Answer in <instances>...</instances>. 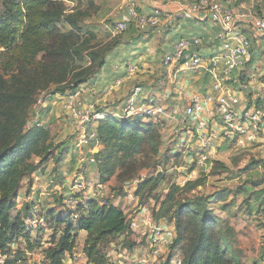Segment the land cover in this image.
<instances>
[{
    "label": "trees",
    "instance_id": "trees-1",
    "mask_svg": "<svg viewBox=\"0 0 264 264\" xmlns=\"http://www.w3.org/2000/svg\"><path fill=\"white\" fill-rule=\"evenodd\" d=\"M88 7L82 8L79 0L71 9L65 0H0V70L8 74H0V251L6 255L4 264L25 261L22 251L11 249L19 237L28 250L41 248L38 236L31 240V229L26 224L32 220L29 209L36 200L23 201L18 207L16 196L24 177L31 176L51 157L54 145L47 126L26 127L29 107L40 91L53 88V93L62 95L74 92L96 75L107 53L119 44L115 40L102 45L92 30L83 32L81 23L90 15ZM93 130L102 147L91 153L98 183H107L117 168L122 169L116 175H122L118 179L122 192L115 197L122 196L126 193L123 187L132 179L123 169L135 163L136 156L157 151L159 129L151 121L142 122L135 116L105 117L96 121ZM32 157L38 162L31 161ZM217 162L214 168L218 165L226 170ZM254 163L258 165V161ZM161 178L140 181L133 193L139 199L154 200V220L173 223L176 235L169 247H183L181 264H243L234 246L233 231L221 225L220 217L209 206L210 200L194 191L203 179L188 180L182 187L172 183L159 198L153 192ZM31 186L28 180V192ZM243 188L242 194H251L254 201L264 204V188ZM217 197L226 198L223 193ZM71 198L76 202L70 205L65 199L68 210L64 214L51 217L62 228L59 236L52 234L49 245L41 249L45 264H63L66 254L76 246L79 231L86 232L82 253L88 264H113L105 247L114 238L133 233L128 229L126 214L111 200L100 205L98 199L80 193ZM260 211L264 214V205ZM172 256L171 251L163 264H171Z\"/></svg>",
    "mask_w": 264,
    "mask_h": 264
},
{
    "label": "rangeland",
    "instance_id": "rangeland-1",
    "mask_svg": "<svg viewBox=\"0 0 264 264\" xmlns=\"http://www.w3.org/2000/svg\"><path fill=\"white\" fill-rule=\"evenodd\" d=\"M77 1L65 0V3L71 9L77 4ZM79 1L82 8L90 5L89 0ZM91 2L93 4L88 7L90 15L81 23L83 32L92 30L97 37V41L102 43V45H107L115 40L121 44L125 32H115L112 19V13L121 6V0H91ZM136 9L141 12L138 5ZM203 23L205 22L184 20L181 22L182 25L179 26V29L181 34L185 36L190 34L192 29L202 26ZM59 27L63 29L62 25H59ZM246 34L247 36H252L254 41L258 39L264 40V35L259 36L252 30H249V33L247 32ZM137 39L135 37V43L131 45L132 51L136 52V54H130L128 58L131 63H136L141 56L139 52L144 50L142 46H136L140 43L136 41ZM169 41V38L165 40L166 45L167 43L169 44ZM166 49L167 47H159L158 44L156 51L152 55L150 54L152 58L149 61L150 68L148 67L150 72H146L150 84H155L156 76L162 71L160 64ZM125 60L127 59L125 58L122 62H126ZM258 60L259 63H257L255 71L259 74L258 80L263 81L264 52L260 54ZM103 66L96 75L102 72ZM122 67V71L116 72V76L123 79L125 76L123 74L124 63ZM0 74L5 77L8 76V74L2 73L1 70ZM202 76L193 72L179 73L175 84H171L172 86L168 85L169 87L167 84H163L151 90L147 97L154 102L159 99L158 101L162 102L168 111L174 108L182 109L186 103L187 95L207 91L210 83L207 77V80L205 79V75ZM195 79H197L196 82ZM186 80L189 81L187 82ZM134 82V80L127 82L126 87L132 86ZM53 91V88L48 89L47 92L51 96L46 98L39 115L43 126H47L49 139L54 145L51 157L43 164L38 165L31 176L24 177L16 196L18 207L21 206L23 201H28V194L36 200L35 203H31L32 208L29 209L32 220H28L26 224L31 229V240L34 241L37 238L36 236H38L41 245V248L34 246L32 250H28V245L21 237L13 243L12 251H22L21 255L25 259L23 264H45L41 249L49 245L52 234L58 237L61 233L62 227L55 225L52 220L57 215H62L68 210L65 199L73 195L70 191L75 188L76 174L82 177L80 180L83 188L80 192L82 196L96 198L99 200L100 205H106L107 201L111 200L114 204L124 208L127 219L136 216L142 210H150L151 212L153 210L154 200L152 198L139 199L134 196L131 188L140 181L150 177L161 176L162 178L153 195L162 198L172 183L182 187L188 180L202 178L203 184L194 191L210 200L209 206L220 217L221 225L233 231L236 243L234 246L240 251L243 264H264V214L260 211L264 204L258 203L259 200L254 201L250 196L251 194H242V189L245 186L254 188L253 190L264 188L263 175L258 170V165L256 166L254 163L255 161H258V164L260 162L257 145L242 147L234 142L217 138L212 145L214 153L212 164L199 167L193 162L195 155L193 150L188 148L190 143L185 138L186 134L180 131L177 136L172 135L171 126L175 127V124L170 123L165 129H159V142L156 152H144L136 156V162L127 165V168L123 169V173L130 174L129 176L132 179L128 181L130 183L127 186L123 187L126 193L118 198L115 197V194L122 192L118 181L122 175H116L121 173L122 169L117 168L115 174L110 177L107 183L99 184L96 161L95 163L86 162L84 160L86 157L75 147L78 135L84 131L89 135L94 131L93 128L96 122L83 128H79L72 123L68 118L67 112L62 108V99L53 94ZM111 106H114L113 103L107 102L105 106L98 104L97 109H108ZM142 122L148 121L142 120ZM90 148L92 151H89ZM90 148L87 147L83 153L89 155L91 154L90 152H94V148L99 151L102 147L99 143H93ZM38 160L37 157H32L31 159L35 163ZM215 161L222 163L226 170L219 168L218 165L214 168ZM28 180L32 181L29 192L27 187ZM33 191H37L38 197H36V193H32ZM222 193L226 196L225 199L217 197L218 194L222 195ZM30 197L29 200L31 199ZM247 198L249 199L248 201L245 200ZM161 223L173 234L171 244L176 235L173 223H167L164 220ZM32 226L33 228H31ZM81 240L80 236L77 239L76 249L73 250L77 255L81 251ZM170 244L167 248L160 249L159 254L153 257L148 250L147 235L139 231L129 234L126 238L124 236L114 238L110 243L106 244L105 252L110 261H120L122 264H139V260L143 257L147 259V264H163L169 252L172 251L171 264H173L177 258L182 259L183 247H169Z\"/></svg>",
    "mask_w": 264,
    "mask_h": 264
},
{
    "label": "built area",
    "instance_id": "built-area-1",
    "mask_svg": "<svg viewBox=\"0 0 264 264\" xmlns=\"http://www.w3.org/2000/svg\"><path fill=\"white\" fill-rule=\"evenodd\" d=\"M262 2L180 0L173 5V1L154 0L149 11L140 12L134 0H125L123 6L112 13L114 31L117 33L132 27L142 36L149 33L162 35L185 18L195 21L209 19L217 28L210 36L178 37L172 43L171 50L163 56L162 62L171 67L169 71L173 72L169 78L170 83L176 81L177 72L200 73L209 80L207 91L188 95L182 109L166 110L163 103L148 99L142 85L137 84L128 89L121 112L98 110L96 96L101 92H113L121 83L118 78L102 89L96 88L92 80H89L80 84L72 93L53 94L62 99V108L79 128L105 117L121 119L137 116L153 122L158 129H165L170 123L175 124V127L171 126V134L177 136L180 131L186 134L185 138L190 143L188 148L195 155L193 162L199 167L212 164V145L217 138L242 147L257 145L260 158L258 170L264 176V85L253 69L252 36L246 34L252 30L259 36L264 35V13L259 10ZM122 13L124 16H121ZM126 69L128 74H132L135 66L129 65ZM162 83L161 79L156 81L158 85ZM256 85L258 89H254ZM50 96L47 90L37 94L29 109L26 127L43 126L39 115L46 98ZM92 141L97 143L95 132L87 135L84 131L75 142V147L89 163H95V158L83 151ZM75 178V188L70 191L71 194L80 193L83 189L81 175L76 174ZM75 202L71 197L66 199L70 205ZM127 221L130 231H140L147 235L148 250L153 257L159 254L160 249L167 248L173 238V234L161 221L153 219L150 210H142ZM5 259L6 255L0 251V264H4ZM112 263L122 264L120 261ZM139 264H147V259L141 258ZM173 264H181V260L177 258Z\"/></svg>",
    "mask_w": 264,
    "mask_h": 264
},
{
    "label": "crops",
    "instance_id": "crops-1",
    "mask_svg": "<svg viewBox=\"0 0 264 264\" xmlns=\"http://www.w3.org/2000/svg\"><path fill=\"white\" fill-rule=\"evenodd\" d=\"M134 1H135L136 6L138 5V7L140 8L141 12H146V11H149L151 9L154 0H134ZM162 1H164V2L173 1V5H174V4H176V2H178L180 0H162ZM245 1L246 0H231L232 3L233 2H235V3L236 2H245ZM124 2H125V0H121V3H120L121 6H123ZM259 10L264 12L263 11L264 10V0L262 2V5L259 6ZM121 16H124V13H122ZM184 20L190 21L191 19L185 18L183 20L178 21L177 24L170 31H168L162 35H155V34L149 33L148 35L142 36L139 32L136 31V29H134L132 27L129 28L127 31H125L124 39L121 42V44H118L116 47H114L106 56V62L102 68V72L98 73L92 79V83L98 89H102L105 85L111 84L117 78L120 79V81H121L120 85L115 87L113 92H111V93L101 92L96 96L97 105L100 104V105L105 106L107 102H111V104L113 103V105H114L113 107L111 106L108 109H103V111L111 110V111L121 112V108L123 106L125 96L127 94L128 89L131 87V86L126 87V85L128 84L127 82H129V81L134 80L135 82L133 83V85H137V84L142 85L143 91L146 95L148 93H150L151 90L156 89L163 84H165V85L167 84V86L168 85L172 86L171 85L172 83H170L169 78L173 72L171 73L169 71V69H171V67L165 65L163 62H161V64H160L162 71H161V73H159L156 76V81L159 79L163 80V83L161 85L156 84V81H155V84H150L148 82V79H147L148 75H146V72H150L148 70L149 61L152 60L151 55L153 54L154 51H156L158 44H159V47H162V46L164 48L167 47V49L164 52V55H165L167 52H169L171 50L172 43L178 37L183 36L181 34V30L179 29V26L182 25L181 22ZM198 22H205V23H203L202 26L197 27L196 29H192L190 34H187L185 36H194V35L210 36V35H213L217 31V28L211 24L209 19L198 20ZM135 37H136V39L138 38L136 41L140 42L136 46H142L144 48V50H143V52L142 51L139 52L141 54V56H140V58L137 59V62L131 63L128 60V58L130 57V54H133V53L136 54V52L132 51V49H131V45H133V43H135V41H134ZM168 38L170 39V41H169V44L167 43V45H168L167 46L165 40H167ZM127 42H128V44H127ZM142 43H143V45H141ZM254 46L255 47L257 46V47L255 48ZM252 49L254 52V59H253L252 65H253L254 69H257L256 66H257V63H259L258 59L260 57V54H262L264 52V40H259V39L256 41L252 40ZM147 50H149V51H147ZM125 58L127 59V60H125L126 62H122ZM123 63H124V73L123 74L126 77L124 76V78L122 79L121 77L116 76V72L122 71L121 68H123L122 67ZM129 65L135 66V70L132 74H128L126 71L127 70L126 67ZM179 73H182V72L175 73L176 81L173 84H175L177 82ZM197 74H200V73H197ZM200 75L202 76L204 74H200ZM198 78H200V76H198ZM197 79H195V82ZM186 81L188 82L189 80H186ZM261 83L264 85V80ZM181 87H182V85H181ZM254 89H258V86L256 85L254 87ZM121 92H123V93L120 94ZM245 94H247V93H245ZM155 96H158V95H155ZM158 100H156L155 102H160ZM115 102H117V103H115ZM93 151L97 152L98 150L96 151V148H94ZM33 189H34V187H33ZM131 189H133V192H134L135 186H133ZM32 193H34V194L36 193V197H38L37 191H35V192L33 191ZM29 197L30 196H28V200H29ZM114 205H117V204H114ZM119 207L126 214V212L124 211V208H122L121 206H119ZM80 236L82 238L80 253L77 255L76 253H74V251H72V253L66 254V257H65L63 264H88L86 261V258L84 257V255L82 253V247H83V242H84V239L86 236V232L79 231L78 232V238ZM75 249L76 248H74V250ZM76 256H78V257H76Z\"/></svg>",
    "mask_w": 264,
    "mask_h": 264
}]
</instances>
